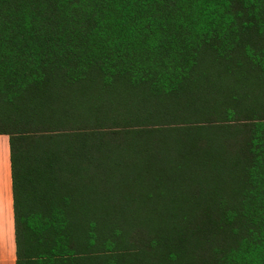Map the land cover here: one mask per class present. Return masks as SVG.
I'll return each instance as SVG.
<instances>
[{
  "label": "trees",
  "instance_id": "obj_1",
  "mask_svg": "<svg viewBox=\"0 0 264 264\" xmlns=\"http://www.w3.org/2000/svg\"><path fill=\"white\" fill-rule=\"evenodd\" d=\"M16 264H264V0H0Z\"/></svg>",
  "mask_w": 264,
  "mask_h": 264
},
{
  "label": "crops",
  "instance_id": "obj_2",
  "mask_svg": "<svg viewBox=\"0 0 264 264\" xmlns=\"http://www.w3.org/2000/svg\"><path fill=\"white\" fill-rule=\"evenodd\" d=\"M0 264H16L12 167L7 134H0Z\"/></svg>",
  "mask_w": 264,
  "mask_h": 264
}]
</instances>
